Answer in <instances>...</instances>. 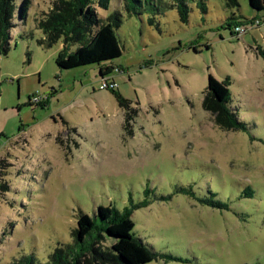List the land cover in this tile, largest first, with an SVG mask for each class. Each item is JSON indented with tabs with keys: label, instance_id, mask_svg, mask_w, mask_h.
Segmentation results:
<instances>
[{
	"label": "rangeland",
	"instance_id": "rangeland-1",
	"mask_svg": "<svg viewBox=\"0 0 264 264\" xmlns=\"http://www.w3.org/2000/svg\"><path fill=\"white\" fill-rule=\"evenodd\" d=\"M22 1L0 52V264L23 255L47 264L73 243L80 212L100 226L99 206L144 200L133 233L179 258L145 264H264V0H131V13L111 0L98 9L124 15L121 53L102 64L122 67L113 78L131 102L130 130L113 91L100 88V64L59 63L63 43L38 45L37 19L54 0H31L24 20ZM233 15L261 24L234 35ZM208 88L229 93L246 130L215 123L203 108ZM32 94L50 99L30 104Z\"/></svg>",
	"mask_w": 264,
	"mask_h": 264
},
{
	"label": "trees",
	"instance_id": "trees-1",
	"mask_svg": "<svg viewBox=\"0 0 264 264\" xmlns=\"http://www.w3.org/2000/svg\"><path fill=\"white\" fill-rule=\"evenodd\" d=\"M30 1L23 0L19 6L18 12L22 20L27 17ZM232 1L238 5L236 0ZM110 3L111 0H54L50 10L37 19V26L44 34L38 40V45L49 49L63 43V48L58 53L59 63L77 65L98 63L101 78L113 74L117 68L122 69L113 63L102 65V62L115 58L121 53L117 31L123 23L124 15L117 10L107 17H100L98 12V9L107 10ZM16 9V0H0V52L7 53L9 49L11 30L16 25L14 22ZM126 9L129 13L134 12L131 0H126ZM204 9H207L205 3ZM179 10L182 21L187 22L189 17L187 4L180 5ZM229 19L231 21L227 20L226 23L232 28L234 35L238 34L236 28L239 26L248 29V24L257 25L254 19H240L235 15ZM74 45H77V48L71 53L70 48ZM258 50L264 57V49L259 47ZM111 90L125 111V128L130 130L134 117L131 113V102L119 93L118 88ZM203 94V108L213 116V120L222 130L247 129L246 124L238 119L235 111L230 107L229 93L221 96L216 90L208 88ZM45 101L38 105L44 106ZM29 103L33 104L31 101ZM3 162V159H0L1 165ZM0 187L8 189L4 183H1ZM182 191L187 192L185 189ZM165 198L170 196L161 197V199ZM208 202L213 207L226 206L225 203L216 200H208ZM148 203L147 200L140 203L131 201V206L123 210L114 206H99L97 218L102 222L100 226H97L95 219L89 214L80 212L77 227L72 232L73 243L55 248L49 255L47 264H145L161 257L179 260L173 255L157 252L133 233L135 226L133 213L136 209L147 206ZM105 234L114 239L111 246L103 243ZM10 264L38 263L33 257L23 255L14 258Z\"/></svg>",
	"mask_w": 264,
	"mask_h": 264
},
{
	"label": "built area",
	"instance_id": "built-area-1",
	"mask_svg": "<svg viewBox=\"0 0 264 264\" xmlns=\"http://www.w3.org/2000/svg\"><path fill=\"white\" fill-rule=\"evenodd\" d=\"M255 23L258 25L261 23V19H257L255 21ZM247 30V28H244V27H237L236 28V31H238V34L242 33L243 31ZM1 59V57H0ZM118 69V68H117ZM119 71H121L122 69H118ZM100 88L101 89H117L118 88V84L117 82L115 81V79L113 78V76L111 75H108V76H105L103 78H101V84H100ZM48 97L46 96H43V95H39V94H34L32 95L30 101L33 103V104H40L42 103L43 101H45Z\"/></svg>",
	"mask_w": 264,
	"mask_h": 264
},
{
	"label": "crops",
	"instance_id": "crops-1",
	"mask_svg": "<svg viewBox=\"0 0 264 264\" xmlns=\"http://www.w3.org/2000/svg\"><path fill=\"white\" fill-rule=\"evenodd\" d=\"M106 64V63H105ZM102 65H104V64H102ZM99 75H100V66H99ZM111 76H114L113 74H111ZM100 79H101V75H100ZM32 95H34V94H32ZM32 95L29 97V102H30V99H31V97H32Z\"/></svg>",
	"mask_w": 264,
	"mask_h": 264
},
{
	"label": "flooded vegetation",
	"instance_id": "flooded-vegetation-1",
	"mask_svg": "<svg viewBox=\"0 0 264 264\" xmlns=\"http://www.w3.org/2000/svg\"><path fill=\"white\" fill-rule=\"evenodd\" d=\"M48 99H50V98H48Z\"/></svg>",
	"mask_w": 264,
	"mask_h": 264
}]
</instances>
